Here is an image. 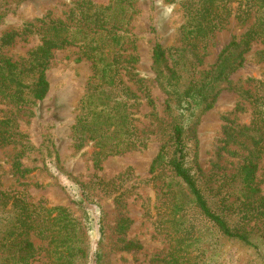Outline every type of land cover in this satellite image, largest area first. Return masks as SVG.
I'll return each instance as SVG.
<instances>
[{"label":"rangeland","instance_id":"374dc122","mask_svg":"<svg viewBox=\"0 0 264 264\" xmlns=\"http://www.w3.org/2000/svg\"><path fill=\"white\" fill-rule=\"evenodd\" d=\"M78 1L0 0V58L15 62L27 58L42 43L41 20L48 16L66 20ZM93 1L100 11L113 3V0ZM133 6L128 30L136 48L126 51L124 58L136 57V72L145 79L154 103L151 105L138 87L129 82L137 95L136 105L132 107L137 135L135 147L101 157L99 161V148L93 141L86 140L83 147H76L73 126L81 116L93 76L92 61L77 46L54 50L46 71L50 89L35 105L20 106L0 97V118L10 119L5 129L8 140L0 143V219L11 216L18 197L37 206L67 208L88 227L90 264H96L101 247L102 264H161L168 252L169 240L160 229V221L167 213L168 200L180 188L169 186V173L157 175L151 170L162 146L170 139L173 123V116L166 108L168 95L156 77L153 48L157 43L166 49L184 47L180 27L185 18L180 5L169 0H134ZM250 25L251 22L242 23L232 16L226 27L215 34L206 53L201 43L197 48L188 47L181 61L185 75H199L210 69L222 49L232 39L242 38ZM9 34L13 39L6 42ZM263 49V41L252 43L243 66L231 76L233 88L222 91L213 108L194 116V120L198 119L197 156L205 177L219 180L221 174L233 175L243 157L262 146L255 161L257 180L264 194V128L253 132L255 139L246 142L245 148L230 144L224 149L227 125L242 127L252 122L254 105L242 97L241 91L258 94L264 82V61L259 55ZM124 80L128 81L125 75ZM49 143L57 149L58 162L48 159L43 152L44 145ZM102 217L106 221L103 245L99 231ZM122 217L131 219L125 237L116 231ZM6 223L0 221V227ZM258 232L257 228L252 231L253 244L248 245L205 231L206 263L264 264V239ZM30 238L38 250L32 264H51L48 241L35 232ZM123 238L139 242L141 248L121 250ZM1 253L0 250V256Z\"/></svg>","mask_w":264,"mask_h":264},{"label":"trees","instance_id":"16d2710c","mask_svg":"<svg viewBox=\"0 0 264 264\" xmlns=\"http://www.w3.org/2000/svg\"><path fill=\"white\" fill-rule=\"evenodd\" d=\"M169 1L178 3L183 11L185 22L180 32L184 47L166 49L157 43L153 48L156 77L168 95L166 108L173 116V123L170 139L162 146L151 170L157 175L169 173V186L180 188L168 200L167 213L160 221V229L169 240L161 264H207L205 231L252 245L251 233L257 228L264 239V194L257 180L255 161L262 146L245 155L233 175L221 174L220 181L217 177H205L197 156L198 119L194 120V116L213 108L222 91L233 88L231 76L243 66L252 43L264 42V0ZM133 2L113 0L112 5L100 11L93 0H79L66 20L49 16L41 20L42 43L27 58L20 62L0 58V97L20 106L35 105L50 89L46 71L54 50L77 46L92 61L93 76L81 116L73 126L76 147H83L86 140L93 141L99 148L98 161L135 147L132 107L136 105L137 95L129 82L138 87L151 105L154 103L145 79L136 72V57L124 58L126 51L136 48L128 30ZM232 16L242 23L251 22L242 38L232 39L210 69L199 75H185L181 61L187 48H197L201 43L206 53L215 34L226 27ZM5 38L9 42L13 35ZM126 44L131 45L126 47ZM259 55L264 61V49ZM171 59H174L172 64ZM241 92L254 105L253 119L249 126L225 127L224 149L230 144L245 148L246 142L254 141L253 132L264 128V82L257 95L249 90ZM8 125L10 119L0 118V143L8 140L5 130ZM43 152L48 159L58 162L53 143L44 145ZM17 167L20 169V162ZM12 209L11 216L0 219L7 222L5 227H0V264H32L38 255L30 238L32 232L48 241L51 264H90L88 227L80 217L63 206H37L21 197L15 199ZM105 222L102 217L99 227L102 245L106 237ZM130 225L131 219L122 217L116 227L118 235L125 237ZM121 241V250L141 248L139 242L124 238ZM103 258L101 247L96 264H102Z\"/></svg>","mask_w":264,"mask_h":264}]
</instances>
